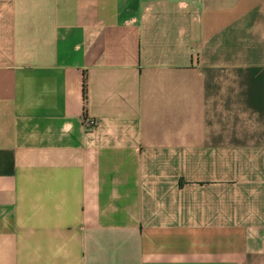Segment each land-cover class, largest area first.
<instances>
[{
	"label": "crops",
	"instance_id": "1",
	"mask_svg": "<svg viewBox=\"0 0 264 264\" xmlns=\"http://www.w3.org/2000/svg\"><path fill=\"white\" fill-rule=\"evenodd\" d=\"M0 264H264V0H0Z\"/></svg>",
	"mask_w": 264,
	"mask_h": 264
},
{
	"label": "built area",
	"instance_id": "2",
	"mask_svg": "<svg viewBox=\"0 0 264 264\" xmlns=\"http://www.w3.org/2000/svg\"><path fill=\"white\" fill-rule=\"evenodd\" d=\"M85 125L88 129L93 128L96 125V121L91 118H87L85 120Z\"/></svg>",
	"mask_w": 264,
	"mask_h": 264
}]
</instances>
